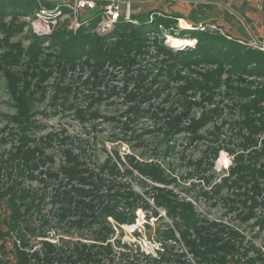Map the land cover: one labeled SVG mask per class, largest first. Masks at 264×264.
<instances>
[{
  "label": "rangeland",
  "instance_id": "obj_1",
  "mask_svg": "<svg viewBox=\"0 0 264 264\" xmlns=\"http://www.w3.org/2000/svg\"><path fill=\"white\" fill-rule=\"evenodd\" d=\"M112 2L103 0L97 5ZM68 3V0H24L22 3L0 0V176L3 181L8 178V153L18 144L17 135L22 131L30 136L28 143L31 147L39 144L42 148L43 145L48 157L38 167L26 170L33 176H23L26 187L46 192V196L41 210H33L31 218L20 217L19 227L12 232L13 239L28 238L30 246L26 250L30 253L38 251L41 255L44 240L63 247L68 253L73 250L72 242L94 245L91 250L95 259L89 264H180L176 255H181L182 264H200L180 234V217L169 214L166 205L157 202L159 196L164 195L168 200L192 203L200 224L217 222L243 235V238L238 237L241 241L239 252L230 264H264V191L257 195L259 204L250 210L252 192L243 187L244 182L241 187L232 184L236 178L232 169L237 162L236 153L231 151L241 149L243 135L248 133L247 128L242 127L243 123H239L244 118L241 104L256 100L258 108H252V112L256 117L262 114L264 118V96L260 95V92L264 93V67L261 69L254 58L255 55H264L255 52H264V0L255 1V12L252 13L243 10L235 0H136L132 1L128 18H121L106 29L101 23V14L95 11L75 29ZM61 9L63 13L59 14ZM45 10L48 14L43 13ZM193 12L199 16L187 21L190 27L182 26L181 19L184 18L177 15L186 17ZM132 13L148 17L143 21ZM88 16V12H81L83 19ZM120 22L144 25L145 39L140 42L135 35L130 36L129 29L125 31L118 27ZM82 29L92 37L102 38L101 46L109 54L113 46L121 48L116 62L105 60L101 73L103 82L97 88H94L93 75L97 59L89 45L87 52L93 56L82 53V59H78L74 67L60 58L61 48L57 47L55 35L61 31L77 34ZM192 31H204L214 36L216 41L212 42V51L221 50L218 56L223 66L220 72L222 81L214 88L213 102L203 99L200 86L180 93L178 88L186 85L187 79L178 78L176 73L180 70L181 75L201 78V73L215 69L218 64L203 61L184 66L178 59V63L172 66L173 56L165 52L183 51L196 57L198 40L191 36ZM171 36L187 38L186 45L174 46ZM139 42L146 51L136 54ZM222 54L229 58L222 57ZM239 54H245L244 58L241 59ZM246 55L250 59H246ZM10 78L33 98L29 115L31 124L23 130L12 119L17 100L12 93ZM144 88L152 90L148 99L140 101V95L146 92ZM230 88H233L232 92L227 94ZM98 91H102L104 97L101 101L93 99L90 107L89 103ZM130 92L137 94L133 101L128 99ZM190 101L194 103L189 113L181 117L182 127L190 124L193 118L199 119L207 110L216 106L220 110L213 119L199 127L198 133L202 137L193 138L191 132L183 128L171 129L173 133L165 140L170 127L166 113L182 114ZM138 103L143 112H128L132 118L129 121L126 110ZM77 109L98 111L102 117L83 122L77 116ZM111 117L117 119H109ZM216 125L221 128L216 130ZM253 136L257 148L263 147L264 128ZM62 138L66 139L63 141ZM168 145L173 146L171 150ZM65 147L77 153L85 149L86 165L97 174L101 173L99 167L107 156L113 158L120 172L112 174L106 169L102 172L105 182L96 201L107 203L110 181L122 194L133 192L132 204L127 203L123 195L113 201L117 213H122L126 221H117L104 212H101L102 217L94 220L77 212L62 222L58 219L56 212L61 204L54 200L53 194L60 181L67 178L62 173L59 178H51L47 185L42 180L46 178L42 172L49 168L51 171L60 169L66 162ZM214 147L218 149L217 154L212 150ZM37 156L38 151L35 159ZM132 159L138 166L130 162ZM146 162L164 170L168 181L153 178L149 174L151 169H140L146 166ZM260 182L264 184L262 178ZM73 184L80 185L76 181ZM85 188H91V184ZM82 218L83 222L77 223ZM9 241L8 245L13 244L12 239ZM163 254L170 255L171 259H163ZM8 258L9 264H16L14 258Z\"/></svg>",
  "mask_w": 264,
  "mask_h": 264
},
{
  "label": "trees",
  "instance_id": "obj_2",
  "mask_svg": "<svg viewBox=\"0 0 264 264\" xmlns=\"http://www.w3.org/2000/svg\"><path fill=\"white\" fill-rule=\"evenodd\" d=\"M19 1L20 3H22L24 0ZM16 2V4H19L18 1ZM132 16L138 17L143 21H145V18L148 17V15H146L144 16V18L142 13H140V15L132 13ZM177 17L182 16L177 15ZM118 27L125 31L126 29H129L132 32L130 36L135 35L138 40H140V42L145 39L146 28H144V25L132 26L129 23L120 22L118 24ZM192 33L194 34L191 36L197 37L198 40L195 47V51L198 56L196 55L195 57L191 55L192 53L188 54V52L185 53L183 51L172 53L170 50H165L164 48L163 49L167 54L173 56L174 62L172 63V66H175L178 63V59H180L181 63L184 66H190L193 63H199L203 61L218 64L215 69H209L201 73V78H192L187 77L186 75H181L180 70H178L176 73L178 78L187 79L186 85L180 86L178 88V91L180 93H185L187 89H195V86H200L203 89V99L213 102L215 100L214 88L219 84V82L222 81L220 72L221 70H223V66L222 61H220L221 59H219L218 56L221 50L212 51L214 45L212 42L216 41V38H214V36L207 34L204 31H192ZM55 38L57 39L58 43L57 47L61 48L60 58H62L63 61L65 60V62L67 64H70L72 67L76 65L78 59H82V53L89 51L87 49V45H89L91 52L96 54L97 59L93 70V75L95 76L94 88H97L103 82L101 73L103 71V64L105 63V60L108 59L109 61H114L116 58H118L119 52L121 50V48L113 46V51L109 54L107 50H105L101 46V42L103 39L97 36L92 37L91 35L87 34L84 29L80 30L77 34H71V32L61 31L59 34L55 35ZM37 41L39 42V40ZM190 41L192 44L193 41ZM140 42L138 49L136 50V54H140L143 51H146L144 49L145 46H143V44H140ZM223 42L225 41L223 40ZM35 47L37 46L35 45ZM239 47L242 49L241 44H239ZM255 52L259 55L264 54V52H262L261 50H256ZM87 53L89 54L87 56H93L92 53ZM136 54L134 55V57H136ZM224 54L227 55L226 52ZM201 55H204V57H202ZM225 55L222 54V57H225ZM239 55L241 56L240 58L243 59V55L245 54ZM193 57L195 58L193 59ZM225 58L228 59L229 56H226ZM254 58L257 62V65L261 69H263L264 55H262L261 57L255 55ZM246 59H250L249 55H246ZM131 60L134 61L135 58H131ZM114 62H116V60ZM63 68L65 69L66 66L63 65ZM170 72L172 73V70H170ZM143 73L144 72H141L142 75ZM10 80L12 93L17 100L16 113L12 116V119L19 126L21 125V128L23 130V128H29L31 124L29 115H31L33 98L30 96V94H27L26 91L21 90L17 82L12 80V78H10ZM240 88H242V90L244 89L243 87ZM232 89L233 88H230L227 91V94L231 93ZM144 90H146V92L144 91L140 95V101L148 99V97L150 96L149 92L152 89L144 88ZM260 95L264 96V93L260 92ZM127 96L128 99L132 101L137 98V94L135 92H130ZM103 97V92L98 91L97 95H93L89 106L91 107V105L93 104V99L101 101ZM193 103L194 102L190 101L187 109L182 112V114L169 115L170 113H166L168 114L167 117L169 118L167 124H170V127L167 128L168 136L167 138H165V140H168L170 134L173 133L171 129L177 131L183 128L189 130L193 135V138L202 137L203 135L198 133L199 127L205 124L206 121L213 119L215 114L220 110V108L217 106L211 110H207L199 119L193 118L190 124L182 127L181 117L189 113L191 104ZM240 108L241 112L244 114V118L243 121L241 119L239 123H243L242 127L245 126L248 133L243 135L244 140L240 143L241 149L231 150L236 153L235 160L237 162V166L232 169V172L236 174V178L233 180L232 184L237 185V187H241L242 183L244 182L243 184L245 185H243V187H245L247 191L252 192L250 196L252 205L250 207V210H252L254 206L259 204L257 195H259L260 192L262 193L264 191V184L260 182V178L264 180V144L263 147L258 149L256 146L257 141L253 136L254 133L264 128V118L262 114L258 118L255 116L254 111L252 112V108H258L256 100H253L250 103H243L241 104ZM132 110L139 112V114L143 112L140 103H138V105L136 104L133 106H129L126 110V116L129 121L132 118H129L128 112ZM76 113L80 121L83 122L88 119L90 120L91 118L102 117L99 116L100 114L98 111L89 112L88 110L86 111L77 109ZM109 119L117 118L111 117ZM257 122H260V125H257ZM220 128V125L215 126L216 130H219ZM17 136V140L19 142L18 144L16 143L13 146L7 157L10 163V166L6 168L8 178L6 181H3L0 176V264H9L10 260L8 256L10 257V259L14 258L16 264H77L81 261H84L85 264H89L95 259L93 257L94 252H92L91 250L94 245H88L79 241L72 242L74 243L73 250H69L70 253H68V251L63 247H57L55 244L44 240L42 242L43 248H41V255L38 251H33L32 253H30V251L26 250V248L30 246L28 238H26V240H24L23 238V240L21 241H17L15 238L13 239L14 235L12 232L14 228L19 227L18 221L20 217L23 215L24 217L27 216L28 218H31L33 215V210H41L42 200L46 196V192L42 193V191L32 190L31 188L29 189L28 187H26L23 184V176L27 174L33 176L34 174L31 171L26 172V170L31 169L32 167H38L40 163H43L48 159L44 152L43 145L42 148L39 144H35V146L31 147V144L28 143V141L30 142L31 138L26 133V131H22ZM63 139L66 138H62V140ZM172 147L173 146H169L168 149L171 150ZM64 149L66 154V162L60 166V169L57 171H51L49 168L42 172V174H44L46 177L42 178V180L47 185L49 184L51 178H59L62 173L67 178V180L65 181L64 179L60 181L58 188H56L53 194L54 200L58 201L61 204L60 209L56 212V216L58 217V219L62 222L73 215V213L77 212L81 213L83 215L82 217L90 216L91 220H94L98 217H102L103 213L101 212H104L107 216H113L117 221H126V218L122 213H117V205L113 203V201L117 199L118 195H123L125 196L127 203L132 204L130 198L134 194L133 192L126 191L122 194L119 189H116V185L113 183V181H110L112 183L109 182L110 184L108 185V189L110 190V192H107L106 194L107 203L103 202V200L96 201V197L100 198V191L105 182V179L102 177L104 175L102 172H104L105 169L112 174L120 172V169L118 168L116 162L113 161V158L108 155L104 164L99 167L101 173L97 174L93 169L89 168L86 165L87 162L83 157L84 153L86 152L85 149H81L80 153L75 152L70 147H65ZM212 150L217 154V147L212 148ZM36 151H38V159H35L34 157ZM130 162L133 165L138 166L136 163L134 164L135 160L132 159L130 160ZM145 165L146 166H143L140 169H142L143 171H146V168L151 169V172H149V174L153 178L165 182L168 181L167 177L165 176L164 170H162L158 165L150 164L148 162H146ZM1 170L2 168L0 167V173ZM128 171H130V169ZM98 177L99 180L97 179L96 181L95 178ZM73 181L78 182L80 185L78 186L73 184ZM89 184H91V188H85V186H89ZM111 189L116 190L115 192H111ZM159 197L163 198V200H160L161 198H159L157 202L162 205H166L169 214H177L182 220V224H180V226L178 225L180 234L185 240L187 247L193 252L194 256L197 258L200 264H209V262L230 264L231 261H233L234 255L239 252V248L241 245V241H239L238 237L241 236L243 238V235H241L240 232L232 228H225L217 222L206 221V224H200V219L197 216L196 210L192 203L187 201H172L170 199L168 200L164 195ZM86 198H89V200L86 201ZM44 219L47 220L46 218ZM82 222L83 218L82 220L80 219L77 223L80 224ZM172 231L173 230H171V232ZM191 231H194V234ZM22 232L25 233L23 229ZM11 239L13 240V244L8 245V243L10 242L9 240ZM63 245L65 244H61V246ZM7 246L10 247V249H8ZM104 248L107 249L108 247ZM27 256L31 259H35V261L32 262ZM178 256L176 255V260L180 261V264H182L183 262H181V255ZM162 258L167 260L171 259L170 255L166 256L165 254L162 255ZM99 261L100 260H98V262Z\"/></svg>",
  "mask_w": 264,
  "mask_h": 264
},
{
  "label": "built area",
  "instance_id": "obj_3",
  "mask_svg": "<svg viewBox=\"0 0 264 264\" xmlns=\"http://www.w3.org/2000/svg\"><path fill=\"white\" fill-rule=\"evenodd\" d=\"M68 7L73 12V27L77 29L80 27L89 17L92 16V12H99L101 14L102 22L105 25V29L114 26L121 18H128L132 11L133 0H112V3L97 5L98 1L103 0H68ZM72 1V2H71ZM100 8V9H99ZM88 12L89 16L86 19L81 17V12ZM101 11V12H100ZM91 12V13H90ZM44 14H48L47 10L43 11ZM63 13L61 9L59 14ZM83 19V20H82Z\"/></svg>",
  "mask_w": 264,
  "mask_h": 264
},
{
  "label": "crops",
  "instance_id": "obj_4",
  "mask_svg": "<svg viewBox=\"0 0 264 264\" xmlns=\"http://www.w3.org/2000/svg\"><path fill=\"white\" fill-rule=\"evenodd\" d=\"M133 1H136V0H133ZM236 3L243 7L245 11H251L252 12H255V8L253 6V4L255 3V1L257 2L258 0H235ZM197 16H199L198 14H194V12L192 14H188L186 17L185 15H182L181 18H184L186 21H190V19H195L197 18Z\"/></svg>",
  "mask_w": 264,
  "mask_h": 264
},
{
  "label": "bare ground",
  "instance_id": "obj_5",
  "mask_svg": "<svg viewBox=\"0 0 264 264\" xmlns=\"http://www.w3.org/2000/svg\"><path fill=\"white\" fill-rule=\"evenodd\" d=\"M181 24L182 26L190 27V24L185 19H181ZM170 41L177 47H184L186 45V41L183 38L171 36Z\"/></svg>",
  "mask_w": 264,
  "mask_h": 264
}]
</instances>
